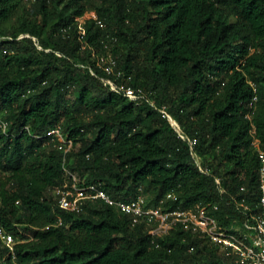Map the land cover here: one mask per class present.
Returning a JSON list of instances; mask_svg holds the SVG:
<instances>
[{"label": "trees", "instance_id": "1", "mask_svg": "<svg viewBox=\"0 0 264 264\" xmlns=\"http://www.w3.org/2000/svg\"><path fill=\"white\" fill-rule=\"evenodd\" d=\"M89 11L105 25L88 19L81 39L77 18ZM0 35L13 37L0 41V228L17 238L13 251L0 238V264H232L182 226L154 238L102 200L58 207L64 155L47 132L61 126L74 141L66 167L115 198L199 203L225 226L250 218L254 127L264 148V0H0ZM20 35L30 45L5 53ZM104 54L144 95L104 83ZM162 107L198 139L200 163Z\"/></svg>", "mask_w": 264, "mask_h": 264}, {"label": "built area", "instance_id": "2", "mask_svg": "<svg viewBox=\"0 0 264 264\" xmlns=\"http://www.w3.org/2000/svg\"><path fill=\"white\" fill-rule=\"evenodd\" d=\"M91 18L97 19L100 26L105 25L104 22L98 20L95 11L86 12L83 16L77 18L81 39H84L86 35L85 23ZM97 59V64L106 73L103 77L105 84L110 85L112 89L123 91L130 99H137L139 96L144 95L141 90L137 91L126 84L123 71L116 68L117 61L111 54L98 55ZM256 100L257 97L254 98L253 102ZM160 110L163 116L171 120L179 136L187 141L191 153L200 163V157L196 150L198 139L196 137L188 138L177 123L170 118L165 107ZM248 117H251V114H248ZM3 127L5 128L6 124ZM252 133L254 135L253 145L260 158L258 170L259 194L256 211H253L248 219H242L241 221L234 219L229 226L223 225L215 213L206 205L198 203L189 208H169L163 206L165 199H162L157 206L151 205L142 191L135 198H115L103 187L102 183H87L81 180L77 173L71 171L65 165L68 154L74 147V141L64 133L61 126L54 127L47 132L49 140L64 155V169L66 171V178L61 184L52 189V193L56 198L58 207L63 210L79 213L88 202L102 200L106 204L128 214L133 225L144 223L154 238L168 234L174 228L182 226L218 245L230 257L232 264H264V148L261 145V140L255 135V127ZM168 197H172V194H169ZM238 203L244 207V210L249 208L245 203V199ZM213 209H217V206H214ZM61 223L60 220L59 224ZM0 238L10 250H14L15 240L13 234L0 228Z\"/></svg>", "mask_w": 264, "mask_h": 264}, {"label": "rangeland", "instance_id": "3", "mask_svg": "<svg viewBox=\"0 0 264 264\" xmlns=\"http://www.w3.org/2000/svg\"><path fill=\"white\" fill-rule=\"evenodd\" d=\"M35 0H23V4L25 5H27V6H31L32 4H33V2H34ZM13 37H11L10 35L9 36H6V37H3V36H1L0 35V41H2V40H5V39H12ZM17 41H19V43H16V44H14V45H11L10 47L6 44V45H4V50H5V53L7 52V53H9V52H15V51H18V50H22L21 48H24V46L26 45V46H29L30 45V42H29V40H27L26 38H24L23 36H18L17 37ZM70 96H69V99L71 100V102H72V99H74V96L76 95V94H74V90L73 89H71L70 91ZM69 107H70V102H69ZM70 110H72V108L70 107ZM77 149V148H76ZM75 160V156L73 155V156H70V163H72L73 161ZM69 163V162H68ZM5 174H7V173H5ZM17 239V238H16ZM15 238H14V240H16ZM17 241V240H16ZM15 241V242H16Z\"/></svg>", "mask_w": 264, "mask_h": 264}]
</instances>
